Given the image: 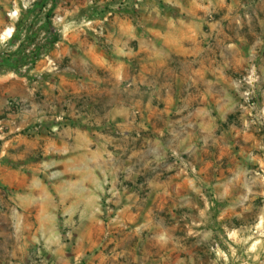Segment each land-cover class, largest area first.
Wrapping results in <instances>:
<instances>
[{
  "label": "rangeland",
  "instance_id": "374dc122",
  "mask_svg": "<svg viewBox=\"0 0 264 264\" xmlns=\"http://www.w3.org/2000/svg\"><path fill=\"white\" fill-rule=\"evenodd\" d=\"M29 4L46 6L49 24L79 20L88 33L100 36L95 24L107 23V0H78L79 11L63 16L54 10L70 9L71 0ZM112 4L143 6L144 19L156 21L171 38L179 23L189 22L207 57L222 62V92L209 93L216 102L205 109V122L161 125L164 136L152 125L157 114L150 107L137 113L136 126H110L113 134L127 138L109 145L116 148L105 155L116 183L114 188L106 184L96 206H85L94 210L91 215L52 219L51 205L24 197L23 186L6 187V202H0V264H264V166L251 155L264 161V0ZM24 15L32 33L26 49L49 54L52 43L39 45V13ZM160 112L167 120L166 111ZM182 117L184 123L191 119L188 112ZM174 130L186 132L188 142H167ZM254 138L261 142L257 149H252ZM45 183L53 197L43 203L73 200L71 189H53L54 178Z\"/></svg>",
  "mask_w": 264,
  "mask_h": 264
},
{
  "label": "crops",
  "instance_id": "0c3cea01",
  "mask_svg": "<svg viewBox=\"0 0 264 264\" xmlns=\"http://www.w3.org/2000/svg\"><path fill=\"white\" fill-rule=\"evenodd\" d=\"M112 1L107 0V23L95 24V30H102L99 36L88 33L79 20L49 24L46 6L30 5V0H0V125L7 140L6 158L0 161L1 203L6 202V187L23 186L24 197L51 205L52 219L91 215L94 210L87 212L85 206H96L106 184L114 188L116 183L105 157L116 148L109 145L127 138L126 133L113 134L110 126H136L137 113L150 107L157 114L152 125L164 136L161 125L205 122V109L216 102L209 93L221 94L222 62L217 65L207 57L202 43L192 37L189 22L179 23L171 38L156 21L144 19L143 6L119 7ZM76 2L71 0L70 9L56 7L55 15L78 12ZM29 10L39 13V45H54L49 54L34 56L35 63H30L33 54L25 47L32 42L31 20L24 15ZM8 29L12 35L4 39ZM13 100L21 107L11 105ZM184 112L191 117L188 123L185 115L180 119ZM166 136L167 142L189 139L177 130ZM260 144L254 138L252 149ZM251 155L264 166L260 155ZM28 157L38 163L29 164ZM48 178L55 179L53 189H71L73 200L66 205L43 203V198L53 197L45 183Z\"/></svg>",
  "mask_w": 264,
  "mask_h": 264
},
{
  "label": "built area",
  "instance_id": "2783aa9c",
  "mask_svg": "<svg viewBox=\"0 0 264 264\" xmlns=\"http://www.w3.org/2000/svg\"><path fill=\"white\" fill-rule=\"evenodd\" d=\"M94 22H88L87 25L88 26H91L93 25ZM49 59V58H48ZM48 63L50 64V66L54 69V70H58V66L57 64L55 63L54 60L52 59H49L48 60ZM11 105L15 106V107H21V102L18 101V100H13L11 102ZM5 129H4V126L1 124L0 125V161H2V159L6 156L7 154V140H6V137H5Z\"/></svg>",
  "mask_w": 264,
  "mask_h": 264
},
{
  "label": "bare ground",
  "instance_id": "6f19581e",
  "mask_svg": "<svg viewBox=\"0 0 264 264\" xmlns=\"http://www.w3.org/2000/svg\"><path fill=\"white\" fill-rule=\"evenodd\" d=\"M13 30L12 29H8L4 34H3V38L6 39L7 37L12 35Z\"/></svg>",
  "mask_w": 264,
  "mask_h": 264
},
{
  "label": "trees",
  "instance_id": "16d2710c",
  "mask_svg": "<svg viewBox=\"0 0 264 264\" xmlns=\"http://www.w3.org/2000/svg\"><path fill=\"white\" fill-rule=\"evenodd\" d=\"M33 54V56H35V57H38L39 56V54H35V53H32ZM37 55V56H36Z\"/></svg>",
  "mask_w": 264,
  "mask_h": 264
}]
</instances>
